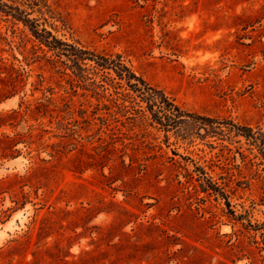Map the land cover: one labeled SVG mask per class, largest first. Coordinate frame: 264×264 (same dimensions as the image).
<instances>
[{
	"label": "rangeland",
	"instance_id": "rangeland-1",
	"mask_svg": "<svg viewBox=\"0 0 264 264\" xmlns=\"http://www.w3.org/2000/svg\"><path fill=\"white\" fill-rule=\"evenodd\" d=\"M0 264H264V0H0Z\"/></svg>",
	"mask_w": 264,
	"mask_h": 264
},
{
	"label": "trees",
	"instance_id": "trees-1",
	"mask_svg": "<svg viewBox=\"0 0 264 264\" xmlns=\"http://www.w3.org/2000/svg\"><path fill=\"white\" fill-rule=\"evenodd\" d=\"M45 42L51 44V41L47 39H45ZM80 52L83 54L89 53L84 50H80ZM101 60L104 61V63L97 61L99 65L105 68L108 67L115 69L118 76L121 79H126L129 86H131L134 91L138 92L142 99L147 101L149 109L153 113V117L165 128H175L182 124L187 117H193L191 113L181 109V107L168 97L163 90L149 85L141 77L132 73L130 69L124 65L121 59L109 60L101 57ZM132 79L136 80V82H132Z\"/></svg>",
	"mask_w": 264,
	"mask_h": 264
}]
</instances>
